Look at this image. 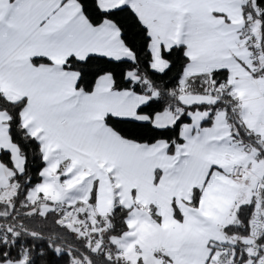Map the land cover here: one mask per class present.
<instances>
[{"label":"snow or ice","instance_id":"snow-or-ice-1","mask_svg":"<svg viewBox=\"0 0 264 264\" xmlns=\"http://www.w3.org/2000/svg\"><path fill=\"white\" fill-rule=\"evenodd\" d=\"M0 264H264V0H0Z\"/></svg>","mask_w":264,"mask_h":264},{"label":"trees","instance_id":"trees-1","mask_svg":"<svg viewBox=\"0 0 264 264\" xmlns=\"http://www.w3.org/2000/svg\"><path fill=\"white\" fill-rule=\"evenodd\" d=\"M33 175L35 176V173L33 172ZM35 182V181H34Z\"/></svg>","mask_w":264,"mask_h":264}]
</instances>
